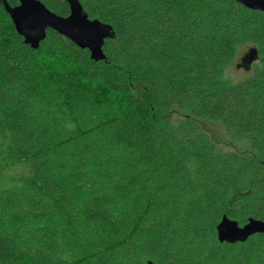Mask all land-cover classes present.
<instances>
[{"label":"trees","instance_id":"trees-1","mask_svg":"<svg viewBox=\"0 0 264 264\" xmlns=\"http://www.w3.org/2000/svg\"><path fill=\"white\" fill-rule=\"evenodd\" d=\"M79 1L114 31L102 60L50 28L32 48L0 2V264H264V233L216 234L264 220V12Z\"/></svg>","mask_w":264,"mask_h":264},{"label":"water","instance_id":"water-1","mask_svg":"<svg viewBox=\"0 0 264 264\" xmlns=\"http://www.w3.org/2000/svg\"><path fill=\"white\" fill-rule=\"evenodd\" d=\"M69 5V14L61 16L50 10L41 0H17L11 6L7 0H0L8 13L16 32L23 37V41L32 48H37L45 38L48 28L70 39L80 48L89 51L90 58L102 60L105 55L102 50L105 39L114 36L112 26L97 18H90L84 11L79 0H65ZM245 7L264 12V0H238ZM257 58V51L250 47L244 52L236 68L248 70ZM264 233V220L253 217L239 225L237 221L222 215L216 225L219 242L234 243L245 241L254 233Z\"/></svg>","mask_w":264,"mask_h":264},{"label":"rangeland","instance_id":"rangeland-1","mask_svg":"<svg viewBox=\"0 0 264 264\" xmlns=\"http://www.w3.org/2000/svg\"><path fill=\"white\" fill-rule=\"evenodd\" d=\"M230 72L234 77H240L244 73L243 67L236 69L234 64L230 66ZM208 127L210 128L211 133L215 135L217 139H219L218 149L226 150L234 146L240 149H247V143L245 141L227 135L220 123L212 122L208 125Z\"/></svg>","mask_w":264,"mask_h":264}]
</instances>
